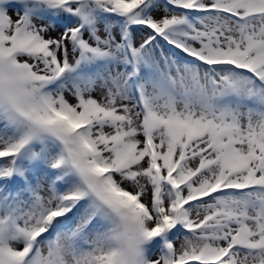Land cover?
Returning a JSON list of instances; mask_svg holds the SVG:
<instances>
[{
	"label": "snow or ice",
	"instance_id": "6c2138e0",
	"mask_svg": "<svg viewBox=\"0 0 264 264\" xmlns=\"http://www.w3.org/2000/svg\"><path fill=\"white\" fill-rule=\"evenodd\" d=\"M0 264H264V0H0Z\"/></svg>",
	"mask_w": 264,
	"mask_h": 264
}]
</instances>
